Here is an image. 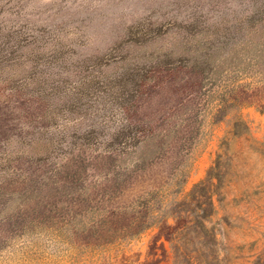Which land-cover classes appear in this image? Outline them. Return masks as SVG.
<instances>
[{"label":"rangeland","instance_id":"1","mask_svg":"<svg viewBox=\"0 0 264 264\" xmlns=\"http://www.w3.org/2000/svg\"><path fill=\"white\" fill-rule=\"evenodd\" d=\"M225 139L194 247L264 264V0H0V264H185L189 219L142 205L184 170L180 201Z\"/></svg>","mask_w":264,"mask_h":264},{"label":"trees","instance_id":"2","mask_svg":"<svg viewBox=\"0 0 264 264\" xmlns=\"http://www.w3.org/2000/svg\"><path fill=\"white\" fill-rule=\"evenodd\" d=\"M249 134L250 129L244 121L238 119L232 123L231 131H229L231 138H241ZM228 146L229 143L225 139L220 146L222 152L216 155L213 166L210 167L206 178L194 184L180 201L170 198V188L176 186L180 188V185L184 183V170H178V172L173 173L168 185L149 192L145 203L142 205L148 213L154 216L155 213L165 212V204L168 203L169 206H173V208L168 209L167 214L169 217L178 218L181 215H185L189 219L179 227L178 234L176 236L172 235L169 239L174 249L175 257H183V263L185 264H212L217 261L214 255H204L198 247L194 246H196L195 241H199L202 247L206 246L208 252H211L210 246L214 245V230L212 228L209 229L206 223L214 212L213 197L229 175L230 158L227 157ZM256 150L264 157V141L259 143V147ZM179 192L177 191L175 195H178ZM140 204H136V207H141ZM153 224L154 221L149 224H142L141 231Z\"/></svg>","mask_w":264,"mask_h":264}]
</instances>
